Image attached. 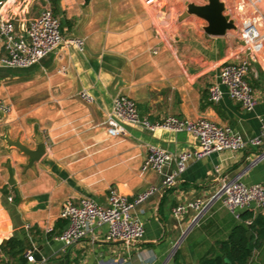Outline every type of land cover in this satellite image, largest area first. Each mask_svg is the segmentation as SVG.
<instances>
[{
  "label": "crops",
  "instance_id": "1",
  "mask_svg": "<svg viewBox=\"0 0 264 264\" xmlns=\"http://www.w3.org/2000/svg\"><path fill=\"white\" fill-rule=\"evenodd\" d=\"M164 1L59 0L55 13L63 35L84 38V47L62 46L29 68L0 66V97L11 106L10 111L0 109V245L25 234L31 244L26 252L40 253L42 261L36 260L41 264H66L68 252V264H166L198 216L189 209L176 217L174 206L208 203L222 177L264 184L259 147L190 159L175 183L166 186L164 179L176 166L166 165L161 173L143 170L150 147L175 153L193 149L197 138L191 132L129 126L125 135H107L106 120L121 93L131 96L140 115L151 122L169 115L207 117L245 135L259 133L264 125V40L248 74L256 106L246 110L224 85L223 98L213 103L210 86L219 80L224 63L247 56L243 42L235 30L207 33V21L194 14L181 18L182 13L162 32ZM48 5L52 8L50 0H7L1 10L19 27ZM4 54L0 38V59ZM82 91L94 100H85ZM16 140L31 149L41 141L46 153L31 166L30 157L12 144ZM150 186L157 190L133 209L145 224V236L137 243L107 240L106 225L69 244L58 239L68 223L59 217L68 198L79 202L90 196L106 203L115 187L133 200ZM208 207L180 244L188 264L197 262L203 247L215 246L244 222L221 200ZM259 253L255 250V257ZM9 258L0 250L1 262Z\"/></svg>",
  "mask_w": 264,
  "mask_h": 264
},
{
  "label": "built area",
  "instance_id": "2",
  "mask_svg": "<svg viewBox=\"0 0 264 264\" xmlns=\"http://www.w3.org/2000/svg\"><path fill=\"white\" fill-rule=\"evenodd\" d=\"M7 0H0V38L5 46V54L0 59V66L6 68H29L40 63L50 53L62 46H74L82 49L85 39L78 36L65 37L62 33L61 18L49 6L26 23L16 26L13 17H6L2 8ZM164 0H142L146 5H153ZM224 14L233 19L237 28L234 29L242 40L247 56L240 61L226 62L221 66L219 80L210 86L209 99L218 103L227 88L228 95L240 102L246 110H252L258 97L248 80L251 63L257 61L256 51L264 40V0H223ZM81 96L92 102L93 96L86 91ZM0 109L10 111L11 106L0 97ZM129 126H142L147 129L163 127L173 131H188L197 138L193 149L175 153L161 147L151 146L145 158L142 169L163 172L166 165L175 164L173 172L166 175L164 184L172 186L177 175L182 173L190 159H199L221 150L239 151L248 147H259V158H264V125L259 133L245 135L229 126L219 124L207 117L189 120L175 115L165 117L161 122H151L140 115L136 101L129 95L118 94L113 101L111 112L106 120V132L110 137L125 135ZM220 190L208 203L194 200L180 203L173 208L176 217L189 209H195L200 214L210 202L221 200L223 205L236 218H242V212L249 210L253 213L264 209V184H247L241 179L221 178ZM157 190L150 186L133 200L119 189H110L106 203L90 196L82 197L79 202L68 198L63 202L59 217L68 221V226L58 236L65 243H72L94 233L97 227L106 225V239L109 241L141 240L145 236V224L133 212L134 206L143 202ZM244 222L253 223L252 218ZM50 231V229H49ZM28 264L37 263L34 251L25 253ZM101 264H106L102 262Z\"/></svg>",
  "mask_w": 264,
  "mask_h": 264
},
{
  "label": "trees",
  "instance_id": "3",
  "mask_svg": "<svg viewBox=\"0 0 264 264\" xmlns=\"http://www.w3.org/2000/svg\"><path fill=\"white\" fill-rule=\"evenodd\" d=\"M54 12L57 9L59 0H50ZM244 220L252 218L251 225L245 222L235 224L230 230L227 238L217 240L216 245L203 247L198 252V259L195 264H264V213L255 214L249 210L242 212ZM68 226V223H67ZM251 230L252 234L247 235ZM31 246L27 236L21 238L18 235L12 236L6 244L0 245L2 250L10 258L1 264H27L26 250ZM255 250L260 253L255 257ZM224 256H227L224 261ZM175 257V264H188L179 249Z\"/></svg>",
  "mask_w": 264,
  "mask_h": 264
},
{
  "label": "water",
  "instance_id": "4",
  "mask_svg": "<svg viewBox=\"0 0 264 264\" xmlns=\"http://www.w3.org/2000/svg\"><path fill=\"white\" fill-rule=\"evenodd\" d=\"M225 10V2L223 0H207L206 3L203 4H196V3H190L188 4V9L183 12L181 15V18L189 16L191 14H194L196 16H199L207 21V25L204 27L205 31L211 35H225L228 30H234L237 28L235 22L233 19H230L229 15L224 14ZM12 144L19 147L24 153H26L30 157V163L31 166L34 165V163L38 160H40L44 154L46 153V146L43 142H39L36 149H31L27 147L26 145L22 144L19 140L11 141ZM10 183L14 184L15 181L13 179V173L12 169H10ZM207 206L198 216L195 218L193 224L186 230V232L183 234L182 238L176 243L174 246L171 254L170 259L166 264H175V257L174 255L178 251L181 242L186 237V235L189 233V231L192 229L194 224L198 222V220L203 216L204 212L208 209ZM252 234V231L249 230L247 232V235L250 236ZM6 243V241H4ZM119 243L128 242L129 244H135L137 241L135 240H119ZM69 252L67 253V260L66 264H68L69 261ZM36 259L38 261H42L43 257L40 253L36 254ZM227 256H224V261H226Z\"/></svg>",
  "mask_w": 264,
  "mask_h": 264
},
{
  "label": "rangeland",
  "instance_id": "5",
  "mask_svg": "<svg viewBox=\"0 0 264 264\" xmlns=\"http://www.w3.org/2000/svg\"><path fill=\"white\" fill-rule=\"evenodd\" d=\"M206 2L207 0H165L163 4L160 5V6H165L166 7L165 10H167L166 14L164 15L165 18L163 20L164 26L159 25L160 30L164 32L163 31L164 28L166 31L172 28L173 23L176 20H178L179 15H181L184 11L188 9V4L190 3L203 4ZM158 9L161 10L160 7H158Z\"/></svg>",
  "mask_w": 264,
  "mask_h": 264
}]
</instances>
